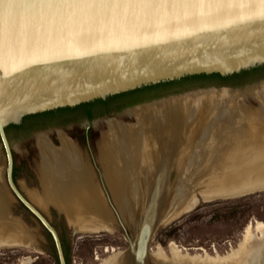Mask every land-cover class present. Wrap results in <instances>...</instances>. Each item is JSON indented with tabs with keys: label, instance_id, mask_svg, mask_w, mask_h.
<instances>
[{
	"label": "water",
	"instance_id": "95a60500",
	"mask_svg": "<svg viewBox=\"0 0 264 264\" xmlns=\"http://www.w3.org/2000/svg\"><path fill=\"white\" fill-rule=\"evenodd\" d=\"M6 8L0 4V12ZM262 66L261 0L235 4L229 0L226 6L212 9L153 14L138 10L116 16L40 14L21 8L12 47L0 54V147L5 182L16 202L50 236L58 264L66 261L57 231L13 178V149L6 134L9 126L21 125L28 116L104 101L190 76L228 77ZM165 185L163 172L135 216L131 237L119 222L128 243L126 252L140 264H147L148 244L164 207Z\"/></svg>",
	"mask_w": 264,
	"mask_h": 264
},
{
	"label": "bare ground",
	"instance_id": "6f19581e",
	"mask_svg": "<svg viewBox=\"0 0 264 264\" xmlns=\"http://www.w3.org/2000/svg\"><path fill=\"white\" fill-rule=\"evenodd\" d=\"M260 87L245 91L258 94ZM233 92L227 106H220L214 101L216 94L208 93L139 108L132 111L137 117L135 127L114 126L104 135L99 159L102 176L112 202L127 224L132 219L134 222L154 180L163 172L165 202L159 225L192 209L194 199L183 201L190 193L191 181L205 201L264 190V97L260 109L240 110L231 100L240 91ZM37 146L42 194L31 193L30 199L42 207H55L75 233L112 232L110 210L78 147L66 139H62L61 149H54L45 139L38 140ZM256 177L259 179H253ZM210 187L216 190L214 194H209ZM6 200L0 192V248L20 247L24 243L37 251L30 231L10 215ZM254 232L258 233L254 245L248 241L228 261L206 255L203 259L189 258L176 249L171 250L172 258L162 252L152 258L154 264H247L257 254H264V224L248 227L247 235ZM136 260L123 251L102 264H140Z\"/></svg>",
	"mask_w": 264,
	"mask_h": 264
},
{
	"label": "rangeland",
	"instance_id": "374dc122",
	"mask_svg": "<svg viewBox=\"0 0 264 264\" xmlns=\"http://www.w3.org/2000/svg\"><path fill=\"white\" fill-rule=\"evenodd\" d=\"M260 85L262 87L259 88L258 94L252 95L244 90ZM233 90L240 91L235 95L236 98L231 99L238 109H260L261 99L264 97V74L242 81L235 80L232 83L217 80L193 82L172 89L158 97L144 99L119 110L102 113L95 116L90 122H87L85 118H79L72 123L51 124L30 132H14L16 129L13 128L8 130L6 134L13 149L14 180L21 192L54 227L58 236L61 233L66 244L68 264H102L112 256L125 252L128 243L119 222L123 224L130 237L133 234V219L127 224L120 217L102 176L99 159L104 135L107 136L114 126L126 129L135 127L137 117L136 113L132 111L139 108L157 105L158 103L188 100L208 93L216 94L214 96L217 100L214 101L220 106H227L231 95L234 96ZM87 125H90L91 129L90 137L88 141H85L83 130ZM61 135L75 143L92 169L97 187H99L101 196L110 210L114 227L112 232L75 233L67 224L62 213L51 205L42 207L30 199L31 193L42 194L38 179L40 152L37 141L40 137H44L54 149H61L59 139ZM76 137L80 143L76 141ZM4 168L5 158L0 147V192L7 199L10 215L18 218L30 231L38 250L23 245L13 248H0V264H58L53 242L47 232L16 202L8 190ZM253 179L258 180L259 178ZM188 191L190 193L187 198H183V201L188 198L194 199L192 209L172 222L157 227L148 244L147 264H154L152 256L157 252H162L168 259L172 258L173 251L171 252V250L173 249H176L175 251L179 252L181 256L189 258L203 259L206 255L210 258L217 257L228 261L233 259L234 255L237 256L242 245H247L248 241H252L254 245L253 241L258 240V233L254 232L250 237L247 235V229L248 227H255L257 223L264 224V190L210 201H205L199 196L193 181H191ZM208 192L214 194L216 190L210 187ZM247 264H264V254H257L254 260H249Z\"/></svg>",
	"mask_w": 264,
	"mask_h": 264
},
{
	"label": "snow or ice",
	"instance_id": "6c2138e0",
	"mask_svg": "<svg viewBox=\"0 0 264 264\" xmlns=\"http://www.w3.org/2000/svg\"><path fill=\"white\" fill-rule=\"evenodd\" d=\"M231 2L243 3L244 0ZM228 3L229 0H0V4L7 5V8L0 12V54L12 47V33L21 8L40 14L116 16L121 12L135 13L138 10L145 14H153L162 11L221 8ZM261 3H264V0H261Z\"/></svg>",
	"mask_w": 264,
	"mask_h": 264
},
{
	"label": "trees",
	"instance_id": "16d2710c",
	"mask_svg": "<svg viewBox=\"0 0 264 264\" xmlns=\"http://www.w3.org/2000/svg\"><path fill=\"white\" fill-rule=\"evenodd\" d=\"M262 74H264V66L259 67V68H255V69L250 70V71H244V72H241L239 74H234V75L228 76V77H220L219 75H216V74L209 75V76H205V75L190 76V77L183 78V79L176 81V82L158 84V85H154V86H150V87H144L141 89L130 91L127 93L119 94V95H116L113 97H109L104 101L97 100V101H94L91 103L81 104V105L74 107V108H63V109H58L55 111H49V112H45V113H41V114L28 116V117H25L23 119L21 125H24L25 123H27V121L29 122V120L31 118L39 117V116H46L47 118L55 119V118H57V116L61 115V113H64V112L70 113V112L80 111V112L84 113L85 117L93 118L96 116L94 114L97 112H99L98 115H100L102 113L110 112L111 109H113V108H117L116 110H119L122 107H125L128 105H133L135 103L143 101L144 99L146 100V99L158 97V96L162 95L163 93H166L172 89L180 88L186 84H190L193 82H202V81L206 82V81H211V80H217V81L224 82V83H229V82L232 83L235 80L242 81V80H246L250 77L262 75ZM21 125L11 126V127L7 128L6 133L11 128H13V129L20 128ZM14 171H15V169H13V178H15V175H14L15 172ZM20 206L27 212V210L21 204H20ZM61 246H62V250L64 251V257H65L66 264H68L67 255H66V244H65L64 240H61Z\"/></svg>",
	"mask_w": 264,
	"mask_h": 264
},
{
	"label": "flooded vegetation",
	"instance_id": "af4514ba",
	"mask_svg": "<svg viewBox=\"0 0 264 264\" xmlns=\"http://www.w3.org/2000/svg\"><path fill=\"white\" fill-rule=\"evenodd\" d=\"M116 109L117 108H113V109H111V111L116 110ZM98 114H99V112L95 113L94 115L97 116ZM79 118H85V120L87 122H90L94 117L93 118H87L84 116V113L80 112V111H75V112H70V113L64 112V113H61V115L57 116V118H55V119L47 118L46 116H39V117L31 118L29 120V122L27 121V123H25L24 125H21L20 128L14 130V132H20V131L21 132H30L32 130L43 128V127H45L47 125H51V124H68V123H72L74 121H77ZM90 129H91L90 125H87V127L84 128V130H83V136H84L85 141H88V139L90 137ZM61 138L66 139L63 135H61L59 138L60 144L62 141ZM40 139H45V138L40 137ZM40 139H38V140L40 141ZM76 139H77V137H76ZM66 140H68V139H66ZM45 141H46V139H45ZM76 141L78 143H80V141L78 139ZM37 143H38V141H37ZM79 151H80V149H79ZM14 169H15V167H14ZM53 208H55V207H53ZM59 239H60V241L63 240L61 233L59 234Z\"/></svg>",
	"mask_w": 264,
	"mask_h": 264
}]
</instances>
